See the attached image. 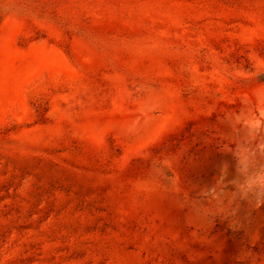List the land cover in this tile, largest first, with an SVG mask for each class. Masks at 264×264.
<instances>
[{
  "label": "rangeland",
  "instance_id": "obj_1",
  "mask_svg": "<svg viewBox=\"0 0 264 264\" xmlns=\"http://www.w3.org/2000/svg\"><path fill=\"white\" fill-rule=\"evenodd\" d=\"M0 264H264V0H0Z\"/></svg>",
  "mask_w": 264,
  "mask_h": 264
}]
</instances>
